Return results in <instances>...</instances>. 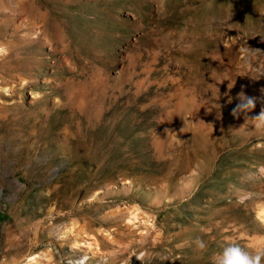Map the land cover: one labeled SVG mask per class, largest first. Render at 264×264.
I'll use <instances>...</instances> for the list:
<instances>
[{"label":"rangeland","instance_id":"374dc122","mask_svg":"<svg viewBox=\"0 0 264 264\" xmlns=\"http://www.w3.org/2000/svg\"><path fill=\"white\" fill-rule=\"evenodd\" d=\"M0 43V264L264 246V0H0Z\"/></svg>","mask_w":264,"mask_h":264},{"label":"clouds","instance_id":"9594fccd","mask_svg":"<svg viewBox=\"0 0 264 264\" xmlns=\"http://www.w3.org/2000/svg\"><path fill=\"white\" fill-rule=\"evenodd\" d=\"M8 54L7 46L0 43V57ZM238 99L242 101L240 105H237L233 110V115H237L239 112H250L255 108L254 97H246L243 92L238 94ZM254 121V127L259 131H264V109L252 118ZM259 172L264 175V165L260 166ZM238 202L242 203V200ZM264 215V213H261ZM192 243L199 252H206L208 245L201 237H196ZM141 259V257H137ZM210 264H264V246L255 247L249 250L235 241L221 242L218 245V251H215L210 256Z\"/></svg>","mask_w":264,"mask_h":264},{"label":"bare ground","instance_id":"6f19581e","mask_svg":"<svg viewBox=\"0 0 264 264\" xmlns=\"http://www.w3.org/2000/svg\"><path fill=\"white\" fill-rule=\"evenodd\" d=\"M264 217V216H263Z\"/></svg>","mask_w":264,"mask_h":264}]
</instances>
